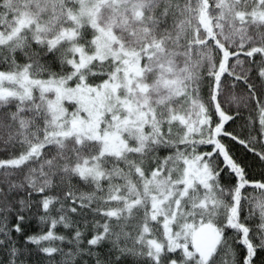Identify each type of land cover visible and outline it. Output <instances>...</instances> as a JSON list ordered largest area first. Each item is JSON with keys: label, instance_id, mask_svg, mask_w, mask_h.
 Returning a JSON list of instances; mask_svg holds the SVG:
<instances>
[{"label": "snow or ice", "instance_id": "obj_1", "mask_svg": "<svg viewBox=\"0 0 264 264\" xmlns=\"http://www.w3.org/2000/svg\"><path fill=\"white\" fill-rule=\"evenodd\" d=\"M0 264H264V0H0Z\"/></svg>", "mask_w": 264, "mask_h": 264}, {"label": "trees", "instance_id": "obj_2", "mask_svg": "<svg viewBox=\"0 0 264 264\" xmlns=\"http://www.w3.org/2000/svg\"><path fill=\"white\" fill-rule=\"evenodd\" d=\"M260 171V168L259 167H256L255 169H254V172H256V173H258Z\"/></svg>", "mask_w": 264, "mask_h": 264}]
</instances>
